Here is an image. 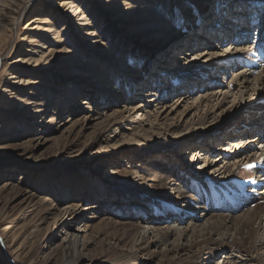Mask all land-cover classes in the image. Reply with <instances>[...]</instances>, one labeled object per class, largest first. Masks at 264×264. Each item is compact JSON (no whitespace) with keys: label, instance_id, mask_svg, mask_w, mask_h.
I'll return each mask as SVG.
<instances>
[{"label":"bare ground","instance_id":"1","mask_svg":"<svg viewBox=\"0 0 264 264\" xmlns=\"http://www.w3.org/2000/svg\"><path fill=\"white\" fill-rule=\"evenodd\" d=\"M35 1L8 0V3H0V34L3 36L0 41L6 44L13 43V31L23 14ZM97 1L105 8L104 0ZM201 1L144 0L143 5L147 7V13L151 16L144 25L146 28L144 34L151 35L147 43L152 46L160 42L161 45L158 49L163 60L159 58L160 56L155 57V66L145 58H136L129 53L120 57L116 64L108 63L107 60L99 57L92 58L97 68L91 69L89 74L99 79L104 87V94L97 87L89 90L88 93L94 95L95 99L93 103L82 101L90 104L89 110L80 121L82 126L100 120L99 123H103L107 131L112 130L115 137L121 132L122 136L130 133L134 137H141L137 135L147 136L153 133L154 125H158L155 129L159 130L155 135H165L167 132H181L189 129L190 125L198 124L202 129L209 127L208 133L218 139L219 137L213 132L216 124L209 121L219 120L220 123L223 117L240 115L235 121L248 128L234 126V120L231 118L228 123L234 127L228 137L244 142L240 147H237L241 144L240 141L236 143L227 141L226 145H221L218 155V158L221 156L220 159L216 158L207 163V156L212 153L209 145L201 147L200 150L196 148L191 154V162L195 156L196 160L205 156V162L199 164L198 168L202 171L214 168L210 170L213 171L212 176L218 173L215 177H221L217 186L209 184V180L204 178H201V182L188 179L178 168L156 165L154 167L159 170L157 172L152 168L145 170L150 181L148 185L151 186L148 193L147 182L142 179L143 177L136 175L138 170L127 171L129 178L124 185L125 191L117 190L107 195L114 194L113 198L133 201L132 207L120 208L121 210H118L120 214L117 215L130 218L138 216L136 231L131 233L123 227L114 228L113 225L118 222V217L110 221L104 219L99 224L114 229L113 238L119 240L122 247L128 248L126 253L115 257L118 260L116 264L133 263L139 253L152 257L157 252L167 257L165 264H211L212 257L217 256L221 257L222 264H225L226 259L227 264H238L234 259H241L243 254L249 259H245V263L242 264H264V251L261 250L264 246L259 247L261 240L264 244V177L257 180L256 176L257 173L260 174L259 176H264V0H249L252 4L251 8L259 6V9H263L262 13L258 14L247 12L246 4L249 3L247 0ZM74 2L73 0L55 1L54 8L49 9L53 19L49 16L36 18L33 23L41 25L34 26L43 31L47 39V35L59 34L55 25L60 22L64 25L71 23L78 25L81 9L76 10ZM221 2L225 4V8L220 10L217 4L221 5ZM91 5L94 8L91 9L92 15L101 18L103 11L100 7H96L93 0ZM105 14L107 15V12ZM249 14L252 16V22L246 21L245 17ZM85 17L82 12L81 19L89 20ZM211 21L220 23V28H216V24H213L209 31L208 26ZM248 23H252V26ZM142 24L143 22L140 26ZM63 29L64 27L61 30ZM92 33L87 31L85 35L94 36ZM33 36H25L28 45L31 46L24 48V53H20L15 61L26 65L33 64V67L47 66L49 59H45V52L40 54L39 51V48L44 46ZM224 39L229 42L224 44ZM213 40L221 45L218 47L212 42ZM193 49L200 51L193 59L187 57L179 60L181 57L174 56L176 51L183 54L184 51H195ZM151 56L152 53L148 57L151 59ZM204 56L207 57L202 59ZM199 60L201 61L198 62ZM175 63L178 64L177 68L180 67V71L173 68ZM191 63L194 64L190 66ZM150 65L153 66L152 69L149 68ZM237 68L239 71L236 70ZM189 69L192 73H186ZM230 70L233 71L225 85L223 78L225 79V74ZM7 72L8 69L5 70V75H8L6 80L4 77L1 96L18 101L19 95L15 94L19 89L17 85L27 86L32 82L28 79H21L19 83L16 81L20 74L17 65L14 70ZM33 74H35L34 70L30 72V75ZM37 74L40 80H43V73ZM177 83L178 85H175ZM194 87L197 90L199 87H204V90H198V95L193 96ZM174 90L176 93L184 90L186 94H179L177 106L164 114L167 109H164V100L170 97ZM128 100L133 103L136 101L138 105L121 106V102ZM181 104H184V109L177 114L175 110ZM35 105L41 110V103ZM110 105H113V111L106 114L105 108ZM192 106L196 108V112L188 119ZM138 111L140 113H137ZM125 112L128 114L124 115ZM175 113L176 117H174ZM170 115L172 117H168ZM11 120L13 118H8L6 122ZM145 122L150 129L145 128ZM250 128L256 133L253 138L248 136ZM260 130L262 133L259 132ZM231 155L234 156L232 163L225 161ZM178 180H181V183H178ZM78 182L86 189L82 192L78 189L73 190L57 215L61 220L57 228L60 229L62 237L60 244L62 263L58 264H78L80 254L89 242L87 235L95 229L89 218H86L82 224L80 218L76 216L78 214H72L73 210L70 209L89 210V213L95 216L112 208L106 206L105 202L98 201L97 196L102 198L107 195L97 193L83 176L78 178ZM13 187L19 188L18 185ZM217 187L225 188V193L222 195ZM82 194L88 195V199L97 197V200L82 205L79 197ZM135 197L142 201L135 203L133 199ZM42 202L46 203L49 209L54 208L53 198H44ZM31 207L33 205H30ZM4 210L5 208L0 211V223L12 224L15 217L11 218ZM108 210L105 214H109L107 216L109 218L111 214ZM6 231L8 232V228L0 229V233L8 240V245L3 244L0 237V246L3 244L13 260L20 262L18 264H24L20 259V249L12 246L14 240H9ZM160 246H162L161 251H159ZM219 262L218 264H221Z\"/></svg>","mask_w":264,"mask_h":264},{"label":"rangeland","instance_id":"2","mask_svg":"<svg viewBox=\"0 0 264 264\" xmlns=\"http://www.w3.org/2000/svg\"><path fill=\"white\" fill-rule=\"evenodd\" d=\"M55 1L57 0H36L23 14L15 31H13V43L6 44V42L0 41L2 43L0 44V211L5 208L4 212L8 216L15 217L12 224L0 223V229L8 228L9 233L6 231V236L9 237L10 241L14 240L12 244L14 248L20 249V259L24 264L62 263L60 250L62 237L60 229L57 228L61 220L57 215L60 213L62 205L70 198V194L74 192L73 190L78 189L82 192L86 189L83 184L78 182L80 176H83L87 183L90 182L89 186L94 188L97 193L106 195L117 190L125 191L124 185L128 182L126 180L129 178L127 174L129 170H138L136 175L143 177L142 179L147 182L146 191L149 193L151 186L148 185L150 181L145 170L152 168L153 171L157 172L159 170L154 167L156 165L178 168L188 179L201 182V178H204L209 180V184L217 186L221 177H215L218 173L212 176L213 171L210 170L214 168L205 171L198 168L199 164L205 162V156H201L198 160L195 156L191 162V154L194 149L200 150L201 147L209 145L212 153L207 154L206 161L210 163L213 159L218 158L221 145H226L227 141L234 143L240 141V139L228 137L235 125L240 128H247L237 121L240 118L237 117L240 115L223 117L220 123H218L219 120L209 121L216 124L213 132L215 136L219 137L218 139L213 138L214 135L208 133L209 127L202 129V126L200 127L198 124L190 125L189 129L181 132L170 131L165 135H155L159 130L155 129L158 125H154V134L137 135L141 137H134L130 133L122 136V132L115 137L114 133L111 132L112 130L107 131L103 127L104 124L99 123L100 120L91 121L88 126H82L80 121L90 106V104L82 103V101L93 103L95 96L89 94V90L97 87L103 93L104 88L97 77L89 74L91 69L97 68L92 58L99 57L107 60L108 63L116 64L115 62L120 57L129 53L136 58H145L155 66L154 60L155 57L160 56L158 48L161 45L160 42L153 44L155 46H150L147 43V39L150 40L151 35L144 34L146 32L144 25L151 19V16L147 13V7L143 5L144 0H104L105 8L97 0H93L96 7H100L103 11L101 18L92 15L91 9L94 8H92L91 0H73L75 1V9H81L78 16L80 23L78 25L72 23L64 25L63 22H60L55 25L59 34L47 35L46 39L44 37L46 34L36 27L41 24L33 22L42 16H49L50 19H53L49 9L54 8ZM168 1L171 2L172 0ZM173 1L185 2L186 0ZM216 1L218 2V0ZM0 3H8V0H0ZM217 7L221 10L225 8V4L221 2V5L217 4ZM258 11L257 14L263 9L260 8ZM82 12L86 16L85 19L89 20L81 19ZM141 22L143 24L140 26ZM210 23L209 31L216 24L213 21ZM219 26L220 23L216 28H220ZM62 27H64L63 30H61ZM258 27L260 28V26ZM87 31H92L94 36L87 35L86 37ZM1 35L0 38L3 37ZM25 36H33L41 41L44 47L39 48V51L40 54L45 52V59H49L47 66L33 67V64L16 63L15 60L18 55L24 53L23 49L31 46L28 45ZM212 42L218 47L221 45L215 40ZM226 42L229 41L226 39L224 44H227ZM46 51L48 52L46 53ZM184 52L179 54L180 52L176 51L177 54L175 53L174 56L181 57L179 60L187 57L193 59L200 51ZM55 53L58 54L53 56ZM151 53L150 59L148 56ZM206 57L204 56L202 59ZM159 58L163 60L162 56ZM193 64L191 63L190 66ZM16 65L20 72L16 81L19 83L21 79H28L32 82L27 86L17 85L19 89L15 94L19 95L18 101L8 100V98L5 99L1 96L5 83L4 77L6 80L8 75H5V70L8 69V72L14 70ZM177 65L175 63L173 68L180 71V67L177 68ZM153 66L150 65L149 68L152 69ZM33 70L35 74L30 75ZM236 70L239 71V68ZM191 71L189 69V72L186 73ZM232 71H227L225 74V79L223 78L225 85L227 84L226 80L230 79ZM39 72L43 73V80H40L37 74ZM198 90L202 91L204 87H199ZM198 90L196 87L193 88V96L198 95ZM180 91L176 93L174 90L170 94L171 96L164 100V109L167 108L164 114L177 106L179 94H186L184 90ZM36 103H41V110H38ZM126 104L128 107L138 105L136 101L133 103L131 100L121 102V106ZM183 105L177 107L175 110L177 114L183 111ZM194 106L190 107L192 110L187 116L188 119L196 112ZM113 108V105L106 107V114L111 113ZM176 113L174 117L177 116ZM127 114V112L124 113V115ZM8 118H13V120L6 122ZM231 118L234 120V126L228 123L232 120ZM144 124L146 129H150L147 122ZM211 125L209 124V126ZM250 130L248 136L253 138L256 133H253V128ZM259 132L262 133L261 130ZM143 140L147 141L144 142ZM243 142L244 140H241V144H238L237 147L242 146ZM233 157L231 155L225 161L232 163ZM259 175V173L256 174L257 180L264 177ZM196 179L198 180L196 181ZM178 183H181V180H178ZM13 185H18L19 188L15 189ZM158 189L160 188L158 187ZM217 189L222 195L225 193V188L217 187ZM79 197H81L82 205L91 204L99 197V202H105L106 206L109 205L112 208L95 216L89 213V210L70 209V211L73 210L71 211L72 214H78L76 216L80 218V223L83 224L86 218H89L95 228L92 233L86 234L89 242L81 252L78 264H116L118 260L115 257L126 253L128 248L122 247V243L113 238L114 229L102 227L99 224L104 219L110 221L112 218L117 219L116 217H118V222L113 227H123L134 233L139 221L138 216L135 215V217L130 218L117 215L118 210H121L120 208L132 207L133 201L113 198L114 194L102 196V198L97 196L94 199H88L86 194ZM44 198H53L54 208L49 209L47 204L42 202ZM133 199H135V203L142 201L137 197ZM30 205L33 207L30 208ZM107 210L111 214L109 218L107 217L109 214H105ZM0 237L3 244L8 245V240L1 233ZM261 241L259 247L264 246ZM3 244L0 246V264L20 263L13 260ZM161 247H159V251H161ZM261 250L264 251V249ZM247 257L246 254H243L241 259L235 258L234 261L242 264L245 263V259H249ZM166 258L162 256L161 252H157L152 257L139 253L137 260L130 264H165ZM210 262H212L211 264H218V262L222 264L220 256L212 257ZM226 262L227 259L225 264H227Z\"/></svg>","mask_w":264,"mask_h":264}]
</instances>
